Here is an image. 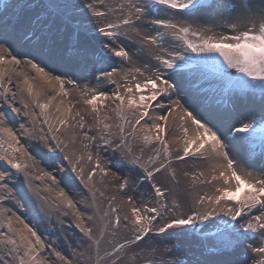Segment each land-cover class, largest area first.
<instances>
[{
	"label": "rangeland",
	"instance_id": "obj_1",
	"mask_svg": "<svg viewBox=\"0 0 264 264\" xmlns=\"http://www.w3.org/2000/svg\"><path fill=\"white\" fill-rule=\"evenodd\" d=\"M0 1L4 2V0ZM224 1L229 7L239 2V0ZM244 2L247 4L248 0ZM251 2L256 13L253 19L256 22L257 19L260 20L259 11L264 5V0H251ZM76 3L81 5L78 14L86 18L85 23L88 26V31L80 36L78 47L73 46L75 40L68 30L48 25L37 30L36 35L29 32L32 39L27 45L37 43L35 46L37 49H24L28 52L22 56L23 59L31 60L32 63L43 67L49 77H59V81L47 79L48 82L60 86L59 96L58 94L56 96L54 90L53 93L45 88L42 91L48 98L44 103L47 105L44 108L47 112L46 117L37 104H34L35 107L30 109V112L27 108L17 105L19 102H25L19 77H15L14 87L6 82L8 76L12 74L7 73L5 78L3 75L0 78V108L6 106L5 115L0 116V121L3 123L11 120L17 125L9 127L13 141L20 149L15 152L21 153L15 158L19 163H22V155L30 159L29 168L27 170L23 168V174L18 172L11 174L5 169L1 172H4V179L10 182L7 185L12 186L11 195L15 198L11 203L23 212L22 219L25 222L32 223L29 222L27 213L30 217L43 213V217L39 219L34 217L31 224L32 226H35V223L41 224L36 230L44 242L43 260L46 264H51L52 255L55 257V264H96L97 258L101 256L104 261L101 259L100 264H161V261L174 264L178 259L202 260L212 255H220L214 245L227 240L234 229H239L245 224L246 219L251 220L253 215L260 213L254 210L237 221L226 219L228 222L225 220L221 225H217L219 219L216 214L203 223L196 221L186 229L176 230L186 234L182 245L169 233L159 234L156 231L172 219L199 214L201 198L209 200L220 194L217 189L226 187L223 178H220L221 171L211 166V161L208 160L209 158L223 160V158L213 154L210 146L200 152L190 151L185 159H179L184 155L186 147L182 142L186 139L183 133L185 127L178 124L177 119L174 120L175 125L168 127V117L175 109L180 110L178 114L185 113V110L191 111L218 134L227 136L228 140L232 141L226 151L235 157L237 172L243 167L250 172H256L254 180L264 178V172L261 171L264 163L259 159L261 151L259 134L241 141L237 137L249 136V134H237L234 128L243 123H252L259 128L264 122L261 121L259 83L257 82L255 87L245 86L252 82L234 69L228 68L218 55H198L187 50L183 41L176 38L175 30L171 37L159 40L162 46L148 44L145 39L147 36L140 37L138 34L142 25L133 21V17H129L130 13L125 16L123 11H120L118 0H76ZM89 3L94 5L96 11L104 12L106 15L101 17L92 15L89 9L83 7ZM15 4L16 0L9 3L11 8L9 15L18 14L19 9ZM153 7L160 6L153 5ZM161 10L168 11L163 8ZM171 11L175 20L179 17L178 13L186 16V19H198L201 25L197 28L192 24L186 27L202 35V29L211 33L206 36L218 38L221 35H232L234 30L239 32L253 27V19L248 17V24L243 26L219 28L215 26L210 31L205 25L208 11L195 13L191 10ZM0 13L3 14V8L0 9ZM156 13L158 12L153 13L152 16L145 15V20L151 23ZM126 18H130L133 23L123 25L122 21ZM22 22L23 32L27 30L28 25L26 21L22 20ZM109 23L120 27L109 29L110 35L98 31L100 27H107ZM151 27L156 32L154 24H151ZM19 30L18 27L15 33L18 36ZM63 32L66 33L62 35ZM18 36L14 37L15 41ZM189 38L195 40L194 37ZM15 44L14 47L17 46ZM106 44L112 48V51L104 47ZM3 46L4 44H0V47ZM121 47L128 51L129 58L121 59L113 54ZM90 48H93L101 62L96 61L89 54H87L88 59L84 61L78 58ZM51 56L55 57L57 64L47 62V57ZM157 56L165 59L183 56L184 59L174 60L176 67L165 69L156 59ZM29 65L31 64L22 65V70L24 75L34 78ZM119 65L123 67V75H120L116 68ZM137 69L139 72L136 71ZM157 71L174 83L176 90L158 92L157 105H153L156 101L150 102L148 116L139 125H135L139 112L127 108V97L134 95L138 100L141 93L135 92V84L137 82L143 84L147 78L154 77ZM108 72H112L113 75H106ZM141 72L143 75H140ZM34 80L36 81V78ZM60 81L63 82V87ZM126 86L133 88V93H128ZM159 87L163 88L164 85L160 84ZM13 89L15 91H12ZM150 91V88L143 90V94L148 95ZM99 93H105L108 98L101 96L94 104L86 103ZM114 94L125 98L122 112L119 110L120 102L115 99ZM170 95L175 99L172 100ZM177 100L180 102L179 107L174 103ZM62 106L66 108V116L58 119L56 114ZM93 107L97 109L95 112ZM29 113L34 123L38 125L37 128L24 126L26 122L24 123L23 120ZM161 115L167 116V121L158 120L157 117ZM121 116L126 119H121ZM156 124L165 129L164 132L159 133L160 140L155 139L157 135L155 127H152L151 131L148 130V126ZM230 130L232 136H228ZM2 132L0 130V145L7 146L10 140ZM164 134L166 140L176 134L178 139L173 143L178 142L180 147L173 149L175 155L168 159L169 165L166 164L169 168L165 172H162L163 169L156 172L155 170L160 168L158 166L161 161V153L158 150L163 144L160 141L167 142ZM144 136H148L149 140L145 141ZM67 140H71L69 145ZM2 150L0 147V154ZM64 151L73 154L71 163L74 164V169H71ZM198 155H201L202 159ZM77 157L78 161L80 159L81 163H86L87 177L78 176ZM148 172L154 174L151 179L146 178ZM213 176L217 179H213ZM22 177L28 185L24 184ZM242 177L249 179L245 175ZM125 181L127 187L122 190L121 185ZM154 185L165 193L163 197L155 194ZM23 186L27 191L20 193ZM61 200L68 203L71 201V210L57 202ZM194 200L196 203H193ZM222 202L235 208L231 201ZM223 206L220 205L221 208ZM133 208H139L140 214L145 217L155 216L153 231L140 241L136 240L138 226L135 224L136 217L132 214ZM147 208H156L157 212L149 213L146 211ZM229 217L231 218L230 215L228 219ZM117 218H119V226L116 224ZM102 224L104 232L99 238ZM89 229L90 234L87 231ZM245 235L248 237V242L244 244V252L231 258L234 261H241L242 264H259L260 260H264V256L254 252L253 248L259 245L262 234L257 231L255 234ZM251 235L256 237L251 238ZM96 239L97 248L94 242ZM228 251L230 252L231 249Z\"/></svg>",
	"mask_w": 264,
	"mask_h": 264
},
{
	"label": "snow or ice",
	"instance_id": "obj_2",
	"mask_svg": "<svg viewBox=\"0 0 264 264\" xmlns=\"http://www.w3.org/2000/svg\"><path fill=\"white\" fill-rule=\"evenodd\" d=\"M130 4L137 13V20L141 19L144 15L152 16L153 13L159 12L161 8L174 10L176 12L191 10L193 13L200 11L239 13L240 15L248 16L250 19H253L256 15L251 0H248L247 4H245L244 0H239V3L233 4L231 7L224 3V0H211V2L210 0H139V2H136V0H130ZM153 5L160 7L154 8ZM15 6L19 9L16 18L17 25H19L22 20L27 22L28 28L24 31L25 36H27L29 32H31L32 35H36L37 30L48 25H53L68 30L75 40L73 46L78 47L81 34L88 31V26L85 23L86 18L78 14L81 5L76 3V0H16ZM83 7L89 9L92 15L96 17L106 15L104 12L96 11L94 5L90 3ZM259 16L260 20L258 24L253 19V27L239 32L234 30V34L221 35L218 38L214 36H204L190 27L184 26L178 28L176 24L168 23L160 18L152 20L151 23L158 27L175 30L174 34L176 35V38L182 40L185 48L193 53H197L198 55L216 54L221 57L228 68L234 69L237 73L246 77L248 81L252 82L250 85L245 86L255 87L258 82L261 89L259 100L261 121H264V5L261 6ZM122 23L123 25H130L133 21L130 18H126ZM17 25L11 26L13 32L18 30ZM118 27H120V25L109 23L107 27H100L98 31L110 35L111 33L108 30ZM4 31L3 14L0 13V42H3ZM189 37H194L195 40L190 39ZM145 39L150 44L158 43L157 39L152 36L145 37ZM104 47L108 48L109 51H112V48H110L109 45L106 44ZM6 51L7 49H0V53ZM113 54L121 59L129 58L128 51L123 47L119 48V50H115ZM156 59L160 61L165 69H173L176 67L174 60H183L184 57L173 56L172 59H165L157 56ZM9 62L15 64L20 63V61L15 58L14 54L12 60ZM3 63H5V58L3 55H0V64ZM28 63H31L32 68L36 72L44 75L49 81H51V79L59 81V77H49L45 72V69L38 66L37 63H32L31 60H29ZM136 71L139 72V69ZM106 75L112 76L113 73L108 72ZM140 75H143V73L141 72ZM60 83L61 87H63V82L60 81ZM237 83L239 84V82ZM160 84H163L164 87L160 88ZM134 87L136 93H141L139 99L137 100L134 95H129L127 97L126 106L130 110L139 112V116L135 119V125H139L141 121L148 116V109L151 108L150 102H154L158 99V92L176 90V85L170 82L169 79L164 78L159 71H157L154 77L147 78L143 84L137 82ZM149 88L151 89L150 94H143V90ZM126 91L131 94L133 93V88L126 86ZM114 95L115 99L120 102L119 110L122 112L125 107V98L119 94ZM101 96L105 99L108 98L105 93H99L92 96V98L87 100L86 103L94 104ZM174 103L177 107L180 106L179 100ZM41 107L46 108L47 105H41ZM96 110L97 109L93 107V111L95 112ZM184 114L194 125H196L199 140L196 152H200L201 149L205 148L206 144H209L211 152L218 157H222L226 161L228 174L221 171L220 178H223L225 184H229L230 181H235L236 186L234 190L230 188L217 189V191L220 192V195L215 197V203L220 204L221 201L233 202L235 208H227V213L231 216L233 221L244 218L246 211L252 212L253 210H256L259 211L260 214L253 215L251 220L246 219L245 224L239 229H234L229 234L227 240L214 245L216 252L221 253L220 255H212L211 257H206L202 260L178 259L174 261V264H242L241 261H234L231 257L233 255H240L244 252V244L248 242V237L245 234H255L257 231H260L262 235L259 240V245L255 246L253 251L264 256V178L250 181L249 179L242 177L236 170L237 161L235 157L230 154L229 151H226L232 141L228 140L227 136L218 134L216 130H213L211 126L198 118L191 111L185 110ZM121 119L126 118L121 116ZM157 119L167 121V116L161 115L157 117ZM152 127H155L157 130L155 139L160 140L159 133L165 131L164 127L156 124L148 126V130L151 131ZM234 128L235 133L237 134H249V136L237 137L241 141L259 134L261 149L259 159L264 163V122L261 123L259 128L255 127L252 123H243L239 126H234ZM122 130L121 126V131ZM3 131L7 132L10 136L12 135L9 129H3ZM232 135L233 133L230 130L228 136ZM144 140H149V137L144 136ZM160 142L163 144L165 152H167V143L163 140ZM185 144L184 155L179 157V159H185L187 157L191 151L192 145L197 144V139L186 140ZM0 147H2V145H0ZM14 151L18 152L20 149L16 148ZM4 159H7V157L0 155V160ZM89 159H91V157H89ZM9 163H11V166L17 171L21 169L19 163H14L11 160H9ZM97 167H99V164H97ZM155 171L159 172L161 171V168H157ZM261 171L264 172V168H262ZM92 174L94 175L95 173ZM153 175V172H148L146 178L151 179ZM249 175H251V173H249ZM3 179L4 173L0 172V180ZM213 179H217V177L213 176ZM126 187L127 181L121 185V189L123 190ZM153 187L157 196L163 197L165 195L160 187L155 185ZM61 195H63V193H61ZM203 199L204 198L202 197L201 203L203 202ZM69 205H71V201H69ZM146 211L155 214L157 209L147 208ZM140 213L141 210L139 208L132 209V214L136 217L135 224L138 226V235L136 236L137 241L142 240L149 232L153 231L152 224L155 218L154 215L151 217H145ZM212 215L211 212H208L204 214L189 215L186 218L172 219L163 224V226L159 227L156 231L159 234L169 233V235L174 236L180 241L182 245L186 234L176 230L186 229L196 221H199L200 223L208 221L212 218ZM116 224L119 226V218H117ZM87 231L90 234L91 230L89 229ZM33 235H35V233H33ZM177 247H179V245ZM229 249H231L230 252L228 251ZM33 259H35V257H33ZM161 264H168V262L161 261ZM259 264H264V260H260Z\"/></svg>",
	"mask_w": 264,
	"mask_h": 264
},
{
	"label": "bare ground",
	"instance_id": "obj_3",
	"mask_svg": "<svg viewBox=\"0 0 264 264\" xmlns=\"http://www.w3.org/2000/svg\"><path fill=\"white\" fill-rule=\"evenodd\" d=\"M11 1L12 0H7V1L4 0V2L0 1V7L2 6L1 8H3V21H4V29H5L4 39H3V42H0V44H4V45L15 44L16 41H15L14 37L18 36L15 34L16 32L12 31V27H11L12 25H16L17 14H14V15L8 14L10 12V9H11L9 6V3ZM118 1H119L120 11L122 10L125 16H128L126 14L130 13L131 15L129 17H133V21H135V22L137 21L142 25V29L138 30V34L140 35V37H143L144 35L147 37L152 36V37L157 39L158 43L156 45L159 46V45H161L159 43V40L167 39L168 37L172 36V32H174L172 29H165L163 27H158L156 25H154L156 27V30H155L156 32H154V30H152V27H151L152 23H149L150 21H148L147 19L145 20V18H146L145 15L141 19L137 20V18H136L137 13L135 12V9L131 6L130 0H118ZM136 2H139V0H136ZM224 3L227 4V2H225V1H224ZM168 11L166 12V11L160 10V12L156 13L155 19H157V18L163 19L168 23L176 24L177 27H184L186 25L192 24L193 26L195 25V28H197V26L201 25V24H199L200 21L198 19H194V18H193L194 20L193 19L192 20L186 19V16H182L180 13H178L179 17L177 18V20H175L174 19L175 16H174L173 12L171 10H168ZM206 14H207L206 15L207 17H205V19L206 18H208V19L205 20V22H206L205 25H207L206 28L209 29L210 31H212L215 28V26H217V28H219L220 26H225V27L226 26L232 27L234 25L235 26H243L244 24H248V22H249L248 16L240 15L239 13H229L228 14L227 12H221V13L208 12ZM256 22L259 23V19H257ZM22 24H23V22L21 21V23L17 26L20 28V30L18 32V33H20V35L17 38L16 44L19 45L20 50L27 53L28 51H26L24 49H33V48H35L37 43H35L33 45H27V43L32 38H31L30 34H28L27 36L24 35V31L22 32V30H24ZM135 31H136V29H135ZM157 32H158V34H157ZM65 33L63 32L62 35H64ZM202 33L204 36L211 35V33L206 32V30H204V29H202ZM134 36H136V33H134ZM62 42L64 44L63 40H62ZM146 42H147V40H146ZM148 44H150V43H148ZM0 49H6V47L3 46V47H0ZM35 49H37V48H35ZM92 49L93 48L88 49L87 52L82 57L78 56V58L82 59V61H84L85 59H88L87 54H89L90 56H93V59L101 62V60L98 59L99 56L97 54H95L94 50H92ZM164 49H170V47L169 48L164 47ZM6 52H7L6 55H4V56H6L5 61H8L9 66L14 67L12 69V72H14V74L11 72L10 74H12V75L8 76L9 78L7 79L6 82H9V85L14 87L13 85L15 84V82H14L15 79L17 77H19V79L21 80V89L23 91L22 95H24V101L25 102L17 103L18 106L20 105L21 108H27L28 112H30V109L35 107L34 104H37L38 107H41V105H44V103H46L48 101V98H47V96L44 95V93H42L43 88L47 89V91L50 93H53L52 90H54L55 94L57 96V94L59 93V89H60L59 85L48 82L47 78L44 75L36 72L32 68L31 65H30V69L32 71V75L34 76V78H36V81L34 80V78L28 77L27 75L20 76L22 73V65H25V63L22 62V59L20 58V56H18V54L12 53V51L9 48L7 49ZM13 54L15 55V58L20 61L19 64L9 62L12 60ZM48 54H50V53H48ZM90 58L91 57H89V59ZM47 60H48L47 62H49L53 65L57 64V61H55L54 56L53 57L51 56L49 58L47 57ZM29 64H31V63H29ZM116 68L119 71L120 75L124 74L122 66L119 65V66H116ZM56 70H58V69H56ZM110 71H112V70H110ZM23 72H24V70H23ZM3 73L7 74V72H5V69L0 66V78H2V75L4 76ZM12 77H14V78H12ZM0 88H1V86H0ZM145 90L146 89H144V91ZM12 91H15V90L13 89ZM58 96H59V94H58ZM172 96L173 95H170L169 97L172 100H174L175 98L173 99ZM9 97H10V95H9ZM157 101L158 100H156V102L153 104L154 106L157 105ZM151 103H153V102H151ZM64 107L65 106H62V108L58 109L57 114H56L58 119L64 118L66 116V108H64ZM4 110H6V106H4L3 108H0V116L5 115ZM38 112H36V113H38ZM179 112H180V110H178V109H175L174 111H172L170 117H168L169 118L168 127L176 124V122L174 121L175 119H177V122L179 120L178 124L185 127L183 133H184L186 139L182 141L184 143V146L186 145L185 144L186 140L197 139V144H193L191 147V151H194V150H196V147L198 146V143H199L196 125H194L192 123V121L185 116L184 113L178 114ZM41 113L43 114L44 117H46L47 112L45 111L44 107H41ZM23 121H24V123L26 122L24 126H28L31 129H32V127H34V128L38 127V125H36L34 123V120L32 119L30 113L27 115V117H25V119ZM14 125L15 124L11 120L8 122H3V123L0 121V130L2 132L3 129H9V127H12ZM15 126H17V125H15ZM2 133L7 137L8 140H10V142H9L10 144H8L7 146H5V145L2 146L3 152L0 155L6 156L7 159L0 160V172H1V170L5 169V170H7V172H10L11 174L16 173V172H18L19 174H23L24 173L23 168H25L26 170L29 168L30 159H28V157L26 158L25 155H22V157H23L22 161H21L22 163H19L18 159H16L15 157L18 154L21 155V153L20 152L16 153L15 151H13L14 148L16 149L18 147V145H16V143H14L12 135L11 136L8 135L7 132H5V131H3ZM201 134H202V130H201ZM164 136H165V140H166L167 137L165 134H164ZM167 136H169V135H167ZM176 139H178V137H176V134H173L168 140H166L167 141L166 143L168 145L167 152H165L163 145L158 150L161 153V155H160L161 161L159 162L158 167L163 169L162 172H165L169 168V167H166V164H168V159L171 158V156L175 155L174 154L175 152L173 149L180 147V144L178 142L173 143V142H176ZM67 141H68V145H69L71 143V140H67ZM209 146H210L209 144H206L205 148L209 147ZM8 147H10V148H8ZM61 147L64 148V146H61ZM5 148H6V150H5ZM62 151H63V149H62ZM63 153H64V156L69 160L70 165H71V169L72 168L74 169V164L71 163V159H72L73 154L68 153L66 151H64ZM178 156H180V155H178ZM198 156L201 157V159H202L201 155H198ZM9 160H11L14 163H19L21 165V169L19 171H17L15 168H13L11 166V163H9ZM208 160L211 161V164H212L211 166H213V167L215 166V168L217 170L219 169L220 171H224L226 174H228V170L226 168V161L224 159L223 160H219V159L217 160V159L209 158ZM76 161H77V170H78L77 174H78V176L83 177V178L87 177L85 175V164L86 163L85 162L81 163L80 159L78 161V157L76 158ZM210 161H209V163H210ZM200 163H202V162H200ZM2 173H4V172H2ZM238 173L241 176L245 175L247 178H249V180L254 181V175L256 172L255 173L250 172L246 168L240 167L238 170ZM249 173H251V175H249ZM22 178L24 180V177H22ZM9 183L10 182H8L6 179L0 180V248L2 249V250L0 249V264H46L45 260H43V257H42V254H43L42 250H44L43 238L41 235H38V233H37L38 230H36L37 227H41V224L37 223L38 224L37 225L35 223V226L31 225L33 223L32 219H34V217L38 218V219L43 217V213L35 214L37 217L34 215L32 217H30V215H28V213H27V217L30 218L29 222H32V223L25 222V220L22 219V213L23 212L18 210L16 208V205L13 206L11 203V201H13L12 199L15 198V196L11 195L13 191H11L12 186L7 185ZM24 184L28 185L27 182H25V180H24ZM2 185L4 187H2ZM85 185H86V180H85ZM235 186H236L235 181H230L229 184H226L225 188H230V189L234 190ZM24 189H25V187L21 188L20 193L27 191V189H25V190ZM14 194L16 195V193H14ZM215 197L216 196L210 198L209 200L208 199L203 200V202L200 204L201 209L199 211V214H204V213H208V212H211L213 215L216 214V215H218V219H219L217 225H221L226 219L231 220L230 217L228 219L229 214L227 213V208L230 207V204L223 203L222 201H221L222 203L220 202V204H216L215 203ZM55 199H56V197H55ZM57 202L60 205H63V207L67 208L68 210H71V207H70L71 205H69V203L67 201L61 200V201H57ZM193 203H196V201L194 200ZM221 204L224 205L222 208L220 207ZM9 208L11 210H9ZM247 213H248V211L245 212V216L247 215ZM227 220H226V222H228ZM102 223H104V221ZM58 228H59V226H58ZM103 229H104V225L102 224L99 238H100L101 234L104 232ZM33 233H35V235H33ZM252 237H256V236L251 235V238ZM94 242H95V247L97 248L98 240L96 239ZM33 257H35V259H33ZM54 258L55 257H53L51 255V260H52L51 264L56 263L55 262L56 260L54 261ZM101 259H102L101 256L98 257L96 264H100ZM102 261H104V259H102Z\"/></svg>",
	"mask_w": 264,
	"mask_h": 264
}]
</instances>
